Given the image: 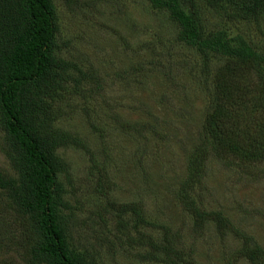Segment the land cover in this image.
I'll list each match as a JSON object with an SVG mask.
<instances>
[{"label":"rangeland","instance_id":"rangeland-1","mask_svg":"<svg viewBox=\"0 0 264 264\" xmlns=\"http://www.w3.org/2000/svg\"><path fill=\"white\" fill-rule=\"evenodd\" d=\"M55 6L57 54L82 71L92 68L102 79L101 91L73 96L63 105L66 115L55 125L87 141L98 168L104 167L114 182L109 199L139 203L147 222L135 230L128 213L119 223L117 211L95 190L90 155L61 148L70 180L60 178L76 215L72 233L79 251L88 250L96 264H164L139 254L150 249V242L162 241L165 227L180 236L177 246L185 261L178 264H251L238 257L242 239L232 232L221 236L212 222L194 231L193 217L179 198L214 93L202 54L179 40L166 10L147 0H79L72 7L55 0ZM204 15L209 29L224 31L232 43L239 36L264 51V29L227 21L207 9ZM263 112L257 119L264 120ZM132 123H144L145 131H131L127 124ZM0 169L12 172L1 150ZM199 174L190 188L197 207L222 212L264 249V177L252 166L224 167L214 155Z\"/></svg>","mask_w":264,"mask_h":264},{"label":"trees","instance_id":"trees-1","mask_svg":"<svg viewBox=\"0 0 264 264\" xmlns=\"http://www.w3.org/2000/svg\"><path fill=\"white\" fill-rule=\"evenodd\" d=\"M60 1L70 7L79 2ZM147 1L166 10L178 27L179 40L202 54L214 92L189 161L191 173L180 187V202L193 217L194 231L212 222L221 236L232 232L242 239L238 257L264 264L261 246L222 212L197 207L190 195L210 155L223 161L224 167L252 166L264 177V120L257 119L260 110L264 111V51L239 36L232 43L224 31L209 29L204 15L207 9L262 32L264 0ZM57 32L55 0H0V150L12 170L5 173L0 169V250L7 255L0 256V264H96L88 250L81 252L73 243L76 215L64 196L60 176L69 181L70 174L69 164L58 154L61 148H80L90 155L95 190L117 211L119 223L128 213L134 217L135 230L147 223L139 203L109 199L114 182L104 167L98 168L87 141L55 125L66 115L63 105L73 96L86 97L102 89V79L91 67L82 71L57 54L61 49ZM216 60L218 65L212 68ZM144 126L127 124L139 135ZM163 228L162 241L150 242V249L139 256L164 264L185 261L184 251L177 246L179 234L171 235ZM14 256L18 259L13 260Z\"/></svg>","mask_w":264,"mask_h":264}]
</instances>
